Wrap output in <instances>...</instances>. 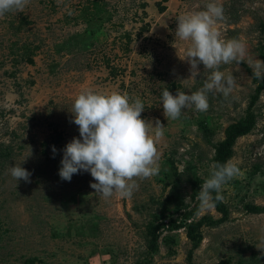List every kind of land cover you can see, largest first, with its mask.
I'll return each instance as SVG.
<instances>
[{
  "label": "rangeland",
  "instance_id": "obj_1",
  "mask_svg": "<svg viewBox=\"0 0 264 264\" xmlns=\"http://www.w3.org/2000/svg\"><path fill=\"white\" fill-rule=\"evenodd\" d=\"M208 2L30 0L22 12L0 17V264H264L257 248L264 246V211H248L264 209V90L251 109L254 129L237 139L228 160L240 173L221 189L226 220L197 199L213 145L245 116L261 80L248 61H263L264 0H216L221 38L247 50L243 62L220 66L237 81L229 97L209 94L207 112L185 109L177 120L163 114L165 88L191 94L209 74L200 64L191 75L188 42L175 37L177 18ZM89 88L139 97L141 118L164 126L160 171L137 178L130 198L104 199L89 172L71 181L58 174L63 149L80 138L71 122L74 98ZM15 165L31 173L29 183L11 177ZM174 171L184 174L178 180ZM166 206L167 217L154 220ZM203 218L202 242L192 249L186 225Z\"/></svg>",
  "mask_w": 264,
  "mask_h": 264
},
{
  "label": "clouds",
  "instance_id": "obj_2",
  "mask_svg": "<svg viewBox=\"0 0 264 264\" xmlns=\"http://www.w3.org/2000/svg\"><path fill=\"white\" fill-rule=\"evenodd\" d=\"M29 3L30 0H0V17L22 12ZM68 14H73L70 9ZM223 19V8L216 0H209L204 10L189 11L177 18L175 37L188 42L184 59L190 64L191 75H199L200 64L209 74L203 86L191 94L177 91L173 95L167 88L162 91L166 119L177 120L182 110L189 108L207 112L209 94H220L226 99L236 87L235 77L225 75L220 66L243 62L247 50L238 39L221 38L217 24ZM248 63L253 75L264 79V61L255 59ZM143 111L144 103L139 97L116 90H81L70 110L71 122L78 126L80 138L74 137L63 149L60 178L71 181L73 174L82 170L91 174L96 182L90 187L104 199L114 194L130 198L139 187L137 178L148 179L160 171L157 144L164 137V126L158 119L155 126L152 121L142 119ZM56 151L52 146L53 158ZM9 172L16 181L30 182L31 173L20 165L11 166ZM239 173V167L232 161L213 163L198 192L201 209H211L216 201H222V186ZM257 248L264 253V246Z\"/></svg>",
  "mask_w": 264,
  "mask_h": 264
},
{
  "label": "trees",
  "instance_id": "obj_3",
  "mask_svg": "<svg viewBox=\"0 0 264 264\" xmlns=\"http://www.w3.org/2000/svg\"><path fill=\"white\" fill-rule=\"evenodd\" d=\"M263 32H264V26H263ZM85 45H86V42H85L83 47H85ZM259 55H260L261 59L264 61V44L260 47ZM262 90H264V79H261L260 81L257 82V86L255 88L254 94L250 96L249 108H248L245 116H243L235 124H232L227 128V130L225 131V134H224L225 135L224 140L213 145V150H214V156L212 158L213 163L219 162V163L223 164V163L227 162L233 155V147H234L237 139L249 134L252 131V129H254L256 119H255V115L251 109H252L253 105L256 103V101L259 99V96H260V93L262 92ZM203 133L205 134L206 137H208L209 132H208L206 127L203 129ZM174 174L177 176V178L179 180L180 176H182L184 174V172L177 173L176 171H174ZM164 177H167V176H164ZM165 185L166 186L169 185V182H167L166 180H165ZM176 186H177V183L174 184L172 187L175 188ZM215 195L216 194L213 193V196H215ZM164 202H166V204H170L171 199L167 198ZM214 207L221 214V218L219 221L226 220L227 210H226L225 205L222 203V201H216L214 204ZM169 209L170 208L167 206L164 207L162 210L163 213L154 217V220L158 221V220L166 218L167 217L166 213L170 212ZM248 211L260 213V212L264 211V209L262 207H259V206H249ZM204 221H205V219L203 218L199 221L190 222L186 225L187 237L192 244V249L197 248L199 246V244L202 242L203 236H202L200 228L203 225ZM169 224L173 225L174 221L170 220ZM179 225H181V224H179ZM176 227H179V226H176ZM159 228L160 227L157 226L154 228V230H158ZM151 233H152V236L155 238L154 232L152 231ZM156 238L151 241L152 245H154ZM189 254H191V251L189 252ZM218 264H227V263L223 261V262H220Z\"/></svg>",
  "mask_w": 264,
  "mask_h": 264
}]
</instances>
